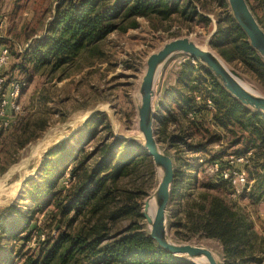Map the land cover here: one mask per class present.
I'll list each match as a JSON object with an SVG mask.
<instances>
[{
    "label": "trees",
    "instance_id": "1",
    "mask_svg": "<svg viewBox=\"0 0 264 264\" xmlns=\"http://www.w3.org/2000/svg\"><path fill=\"white\" fill-rule=\"evenodd\" d=\"M246 1L260 25L255 8ZM212 5L228 7L226 0H60L38 40L28 47L26 60L57 70L83 51H96L98 43L109 33L137 27L138 17L176 21L188 30L198 25L208 32L214 20L210 47L226 63L237 62L255 74L264 89V60L251 48L230 10L216 11ZM196 64L180 66L175 87H160L159 115L155 117L159 125L157 134L164 135L172 148L196 151L203 143H192L191 127L208 128L213 124L214 134L207 138V144L227 140L231 147L242 145L243 150L236 149L237 155L252 153L245 166L249 179L254 178L252 201H259L264 195V174L259 173L264 169V112L243 106L221 87L209 70L199 62ZM202 75L210 83L208 91H202V99L214 106L210 120L205 103L195 101L192 92L195 89L192 83L201 81ZM188 113L194 114V119L188 121L190 129H178L166 136L167 126L185 120ZM98 125L104 133L95 139ZM89 144L93 146L86 152L84 148ZM44 159L38 175L27 181L21 203L14 201L0 211V264H14L17 258L21 259L17 264H184L183 259L160 248L138 223L141 217L138 203L125 196L121 203L110 207L116 202L118 180L134 173L140 164L152 172L155 168L140 141L113 135L104 113L92 115L73 143H59L45 153ZM209 160L220 169L228 167V161L220 160L218 155ZM72 165L68 184L61 186L60 180ZM180 167L181 164L175 169L172 201L179 196L180 188L190 182L189 173ZM196 186L199 187L198 181ZM203 186L214 193L205 196L203 201L182 202L183 206L186 203L184 214L189 220L190 234L215 239L222 247L223 264L258 263L254 227L247 220L245 223L243 214L225 203L224 195H219L220 192L228 194L233 185L217 174L215 180ZM18 204L25 205V209ZM47 207L51 208L50 216L59 220L71 211L79 213L85 209L102 214L85 229L75 232L59 229L37 241L31 250L12 257L8 243L29 241V223L34 212ZM104 215L111 223L121 218L129 219V223L124 229L112 232L103 220Z\"/></svg>",
    "mask_w": 264,
    "mask_h": 264
},
{
    "label": "rangeland",
    "instance_id": "2",
    "mask_svg": "<svg viewBox=\"0 0 264 264\" xmlns=\"http://www.w3.org/2000/svg\"><path fill=\"white\" fill-rule=\"evenodd\" d=\"M59 1L0 0V48L6 46L10 51L9 64L3 71L6 78L4 86H7L12 79L24 81V87L18 98L20 110L15 117L7 111L10 114L11 124L0 131V211L14 201L21 203L22 194L28 185L27 181L34 179L40 172L45 161V153L59 143L65 141L73 143L79 137L80 129L92 115L104 113L114 136L141 142L136 123L138 87L146 68L147 56L156 51L163 42L175 37L188 36L199 45L211 48L209 38L215 29L214 20L212 30L208 32L206 28L198 25L188 30L186 26L178 25L176 21H158L138 17L136 18L137 27L109 33L98 43L96 51H83L70 63L57 70H51L49 65L32 64L26 60L27 49L38 40L48 25L55 5ZM248 2L255 8L256 17L264 29V1L248 0ZM212 8L216 11L229 9V7L217 5H212ZM209 16L213 19L212 15ZM185 63L197 65L196 61L192 62L189 57L179 53L165 63L156 78L153 101L154 133L158 145L172 158L174 174L177 166L181 164L180 169L184 173H189L190 181L188 185L180 188L179 196H176L173 201L170 199L166 216L167 231L169 237L175 242L209 248L223 264L222 247L215 239L190 234L189 220H186L184 214L185 202L192 204L194 201H203L205 196L214 193L213 190H207L203 186L215 180L217 174L220 175V168L215 170L214 164L209 160L213 156L218 155L220 160L228 161L229 168L244 170L248 179L249 173H247L246 163L230 162V155H237L236 149L243 150L242 145L231 147L227 140L221 144L206 143L207 138L214 134L213 124L208 128L191 127L192 143H203V146L196 151L172 148L168 146L164 135L158 136L159 125L155 117L159 115L157 110L159 89L162 85L175 87L176 74L180 66ZM226 65L244 85L264 95V89L259 85L255 74L237 62L226 63ZM195 72L203 74L202 71ZM200 78H202L201 81L195 80L192 83L195 87L192 92L195 101L199 104L205 103L206 115L210 120L214 106L212 102L210 106L207 100L202 99V93L205 90L208 91L210 83L208 77L206 79L202 75ZM192 119L194 114L188 113L187 118L182 119L180 123L169 124L166 136L171 132L176 133L178 129L182 131L190 129L188 121ZM103 133L101 125H98L94 138L97 139ZM92 146L93 144L86 145L84 150L87 152ZM238 154L246 155L249 159L252 153ZM72 168L73 165L66 169L60 180L61 186L68 184ZM259 173L264 174V169L259 170ZM158 180V173L154 170L152 172L144 165H138L134 173L117 181L116 202L110 207L121 203L127 196L130 201L134 200L139 204L141 214L144 201L148 200V204L152 202L151 195ZM186 180H184L185 183ZM196 181L199 187L196 186ZM246 182L248 183V180ZM252 185L253 182L249 188L247 184L240 186L237 188L238 192L233 187L227 192L228 194L220 192L219 195L220 197L224 195L222 197L225 203L234 211L243 214L245 223L247 220L254 227L257 235L254 249L258 263L251 264H264V195L259 201L253 202V197L250 195ZM18 206L25 209V205L18 204ZM149 207L147 213L151 217L153 208ZM50 213L51 208L48 207L34 212V217L29 223L31 230L29 241L25 244L22 240L8 243L7 247L12 248L10 252L12 257L20 252L31 250L37 241L43 240L46 235L55 233L59 229L70 232L85 229L102 214L85 209L79 213L71 211L59 220L52 218ZM103 220L111 227L112 232L124 229L129 223L127 218L116 219L111 223L106 215L103 216ZM139 220L138 223L148 231L149 227L142 214ZM20 260L17 258L14 264L19 263ZM184 264L189 263L184 262Z\"/></svg>",
    "mask_w": 264,
    "mask_h": 264
},
{
    "label": "water",
    "instance_id": "3",
    "mask_svg": "<svg viewBox=\"0 0 264 264\" xmlns=\"http://www.w3.org/2000/svg\"><path fill=\"white\" fill-rule=\"evenodd\" d=\"M230 14L245 34L249 45L264 60V29L259 25L246 0H226ZM184 54L199 62L214 76L221 87L243 106L255 112H264V95L244 85L227 67L222 57L209 47H201L188 36L175 37L162 43L146 58V68L141 77L136 103L137 129L141 146L152 158L157 185L151 195L153 214L147 213L148 200L141 211L148 225V235L155 243L170 254L180 257L189 264L204 260L208 264H222L212 250L184 242L173 241L167 231L166 216L174 179V163L159 147L154 133V98L156 78L165 63L175 54Z\"/></svg>",
    "mask_w": 264,
    "mask_h": 264
},
{
    "label": "built area",
    "instance_id": "4",
    "mask_svg": "<svg viewBox=\"0 0 264 264\" xmlns=\"http://www.w3.org/2000/svg\"><path fill=\"white\" fill-rule=\"evenodd\" d=\"M10 61V51L8 47L2 46L0 48V131L8 128L11 124L10 113L15 115L20 110L18 102L19 95L24 87V82L20 79H12L4 86L6 78L3 71L8 66ZM193 62V60L191 59ZM211 102L208 100V104ZM248 161L246 155H230V162L234 163H246ZM215 170H218V164H214ZM220 176L229 181L233 187L237 188L246 184V173L244 170H234L226 167V169H220Z\"/></svg>",
    "mask_w": 264,
    "mask_h": 264
},
{
    "label": "bare ground",
    "instance_id": "5",
    "mask_svg": "<svg viewBox=\"0 0 264 264\" xmlns=\"http://www.w3.org/2000/svg\"><path fill=\"white\" fill-rule=\"evenodd\" d=\"M201 47H206L205 45H200ZM18 189V188H17ZM149 208H153V204H152V202L149 204ZM152 210V209H151ZM196 264H208V263H206L204 260H200V261H196L195 262Z\"/></svg>",
    "mask_w": 264,
    "mask_h": 264
},
{
    "label": "crops",
    "instance_id": "6",
    "mask_svg": "<svg viewBox=\"0 0 264 264\" xmlns=\"http://www.w3.org/2000/svg\"><path fill=\"white\" fill-rule=\"evenodd\" d=\"M247 180H248V183L246 182V184H247V186H248V188H249L250 184H251L252 182H254V179H253V180H252V179L250 180V179L247 178ZM247 190H248V189H247ZM251 193H252V192H251Z\"/></svg>",
    "mask_w": 264,
    "mask_h": 264
}]
</instances>
